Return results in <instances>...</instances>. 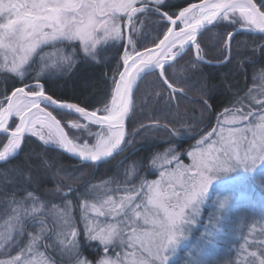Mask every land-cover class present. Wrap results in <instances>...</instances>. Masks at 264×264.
<instances>
[{
	"label": "snow or ice",
	"instance_id": "snow-or-ice-1",
	"mask_svg": "<svg viewBox=\"0 0 264 264\" xmlns=\"http://www.w3.org/2000/svg\"><path fill=\"white\" fill-rule=\"evenodd\" d=\"M170 8L177 10H165ZM148 15L159 17L157 31L162 38L153 39L152 46L141 40L138 47L141 27L136 21ZM237 27L264 36V0H201L183 7L169 0H0V74L20 85L0 93V137L6 141L0 163L18 155L26 136L75 157L85 167L109 163L130 143L127 122L134 112L133 94L143 79L155 74L166 93L160 99L173 106L178 96L186 95L182 84L191 79L178 76L184 70L181 61H187L189 69L207 63L204 36L216 28L222 30L225 53L230 52ZM117 43L122 63L111 76L102 107L89 109L49 94L46 86L58 72L67 73L77 64L96 65ZM60 46H66L68 53ZM45 48L54 51L40 55ZM230 60L228 56L226 62ZM260 75L264 77V70ZM199 87L205 94L207 85L201 81ZM253 91L246 86L243 95L217 116L216 126L185 153L190 164L182 163L172 147L156 154L151 164L159 179L137 177V184L126 173L123 180L104 182L114 187L103 197L97 194L100 185L89 183L83 190L65 185V191L57 179L53 194L60 204L42 200L35 190L19 184L2 193L0 216L7 219L0 231V256L7 258L0 264H57L46 255L49 248L60 264H172L170 257L196 224L214 181L223 174L256 173L259 168V182L264 185V99ZM203 103L210 108L206 100ZM154 126L159 121L141 128ZM93 127L99 131L93 132ZM163 127L179 137L177 128ZM80 133H87V138ZM24 183L30 186L32 181ZM73 200L79 208V226ZM230 201L228 196L218 200V211H229ZM48 221L51 227L46 226ZM219 239L218 228L206 229L189 252V264H215L207 257ZM85 246L95 248L94 260L83 255ZM257 248L247 252L251 257L247 264H264V241Z\"/></svg>",
	"mask_w": 264,
	"mask_h": 264
},
{
	"label": "trees",
	"instance_id": "trees-1",
	"mask_svg": "<svg viewBox=\"0 0 264 264\" xmlns=\"http://www.w3.org/2000/svg\"><path fill=\"white\" fill-rule=\"evenodd\" d=\"M191 1L194 0H169L171 4L181 7ZM165 10L172 12L177 9L170 8ZM136 23L141 27L137 39L138 47L139 41L141 40L146 39L148 46H150L152 45L153 39L160 37V32L157 31V29L161 28L159 17L152 15L140 16ZM227 31H233V29L229 28ZM221 40L222 30L219 28L213 29L205 34L202 47L204 48L207 63H201L196 68L189 69L187 67V61H181L184 70H181L178 76L185 79L191 77V79L187 84H182L185 88L186 95L183 98L178 96L173 106H169L166 99H160V96H166V93L159 86L155 74H150L143 79L139 85V90L134 92L136 98L134 112L132 118L127 122L128 136L134 135L137 138L132 140L133 142L128 147H125V151L116 155L109 163H105L99 168L85 167L83 162L74 159L70 155L59 151H52L40 143L35 137L26 136L18 155L9 163H0V169L2 170L0 172V178L6 176L8 172V170L5 171L2 168L6 164H12L18 169L19 174L23 178L21 180L17 176H14L13 178L15 179L11 182L19 184L22 187H30L38 195L43 196L48 194L47 192L51 188H55L51 184L52 182H50V178L53 175L49 177L43 174L46 170L51 172V170L54 171L58 168H69L78 174L80 172H88V174L96 179V177L105 178L109 174H114L117 166L120 167V164L124 160H137L141 164V168H144L147 158L151 153L154 150L163 148L165 145L160 140H168L165 136H172L168 130L161 132L155 126L141 128V125H149L146 122H150L151 120L164 122L171 125V128H177L180 133L179 138L172 136V139H175V142L181 139L184 145L190 144L203 130L212 124L214 117L217 116V113L221 109L234 102L231 98L236 99L238 95H243L252 72L256 71V68H264V50H262L264 49V36L261 34L247 30L237 31L231 41V50L228 53H225ZM60 47L64 49V52L68 53L66 46ZM46 49L53 50L52 48ZM122 53L120 45L117 43L116 47L109 48L106 51L103 61L96 65L77 64L74 69L67 73L61 75L58 72L56 77L46 86L48 92L58 98H70L89 109L102 107L111 88V76L119 70L122 63ZM223 56L227 58L221 61ZM228 56L231 57V60L226 62ZM34 59H38V57H34ZM33 68L36 70L37 66L34 65ZM201 81L207 85L205 94H202L199 87ZM14 85L19 86L10 76L0 74V93L5 91L10 92ZM157 93H159V96ZM196 94L198 96L194 97ZM205 100L210 105V108L205 107L203 103ZM182 102L185 104V110L187 111L181 107ZM180 109L184 111L180 112ZM72 119H75V117H72ZM203 123L208 124L202 130L198 131V128ZM91 130L93 132L99 131L95 127ZM141 130L144 131L142 135H137L141 133ZM146 131L151 135H146ZM156 136H160V138L158 139ZM3 140V137H0V144H2ZM45 164L51 167L46 169ZM28 178L32 181L30 186L24 183V180ZM249 181L250 192L255 197L260 196L264 201V185L260 184L259 178L258 181L256 179H250ZM5 182L3 181L1 183L5 184ZM15 187L17 185L12 188ZM2 192L0 191V201L5 199ZM260 204L262 210L264 203L260 202ZM250 209L251 205L248 204L243 206L236 205L228 214L220 219L219 224L216 223V220L211 223L210 220H213V217L206 219V214H203L204 217H201V222L208 223L214 228L221 225V227L223 226L222 229H227L238 220V216H242L243 222L237 232L243 233L248 224L247 222H249L248 218L252 215L250 214ZM257 213L259 214L260 211ZM253 217L257 218L258 216ZM227 247H231V249L229 248L230 251L223 253L219 250L216 256H219V259L223 258L226 260L227 264H236V254L234 255L235 245H227ZM85 249L88 250L86 246ZM180 258L181 255L178 254L173 259L172 264H184L183 259Z\"/></svg>",
	"mask_w": 264,
	"mask_h": 264
},
{
	"label": "rangeland",
	"instance_id": "rangeland-1",
	"mask_svg": "<svg viewBox=\"0 0 264 264\" xmlns=\"http://www.w3.org/2000/svg\"><path fill=\"white\" fill-rule=\"evenodd\" d=\"M151 46V45H150ZM53 50H49V49H44V51L42 53H40V55H45L46 53H50L53 52ZM65 54H67L66 52H64ZM204 54V52H203ZM227 57L223 56L221 61H224ZM220 61V62H221ZM257 69V70H256ZM256 71H253L251 76H250V80L247 83V87L253 89V95L260 98V99H264V96L260 95L261 92H264V77H262L260 75L261 70H264V68H256ZM198 95L196 94L194 97H197ZM193 100V99H192ZM231 100H235L234 98H231ZM233 103L229 104L228 106L224 107L223 109H221L218 113L217 116L222 113L224 111L225 108H228L232 105ZM184 110L186 109L185 104L182 102V106H181ZM182 109H180L179 111H184ZM187 111V110H185ZM187 113V112H186ZM217 116L214 117L212 124L205 130H203L200 135L197 136V138L195 140H193L190 144L184 145L180 140H176L172 139V136H165L166 139L168 140H160L162 143H165V145L163 146V148L154 150L151 155L147 158V162H146V166H144V168H141V164H139L137 162V160H133L131 159L130 161H125L122 162L120 164V167L117 166V169L115 171L114 174H109V176H105V178H97L96 179L91 176L90 174H88V172H80L79 174L71 171L69 168H58L55 169L54 171L51 170V172H49L48 170H46V172H43L44 175L47 176H52L50 178V182H52L51 184L53 185V187H57L55 181L57 179L62 180L63 183L60 185V187L64 188V190L66 191L67 188L65 187V185H71L72 188L77 189V190H83L84 186L86 184H93V185H100V187L97 189V194L101 197L104 196V194L108 191V189L110 187H114V185H104L105 181H110L113 179H117V180H123L125 178V174L128 173V179L132 180L134 183H139V180H146V181H152V180H156L159 179V175H158V169L154 168L151 164V160L155 157L156 154H163L165 153L170 147L175 148V150L177 151V153L180 155V159L182 161V163H184L185 165L190 164L191 163V159L190 157L186 156L185 153L188 151H192L193 148L196 146L197 141L201 138V136L203 134H206L208 131H210L213 127L216 126L217 124ZM152 121V120H151ZM150 122H146L147 124H150ZM168 122V121H167ZM167 123L164 122H159V126H155L158 129H160L161 132H165L167 131L163 125H165ZM208 123H203L200 125V127L198 128V131L202 130L204 128V126H206ZM169 125V124H167ZM169 128H171V125H169ZM144 131L141 130L140 134L137 135H142ZM159 132V131H158ZM196 132V131H195ZM146 135H151L149 132L146 131L145 133ZM190 134V133H188ZM83 138H87V133H81ZM169 135V134H168ZM158 137V136H156ZM162 137V136H161ZM164 137V136H163ZM137 138V136L134 135H130L128 136V140L131 142H133L132 140H135ZM160 138V136L158 137V139ZM179 138V137H178ZM181 138V137H180ZM37 139V138H36ZM38 140V139H37ZM39 141V140H38ZM6 141L3 140L2 144L5 143ZM92 141L89 139V143H91ZM42 143V142H40ZM129 143V144H130ZM2 144H0V149H2ZM128 144V145H129ZM127 145V147H128ZM182 146V148H180ZM125 151V150H124ZM125 153V152H124ZM134 166L135 171L132 172L130 171L131 168ZM5 171L8 170L7 175L5 173L6 176H3L0 178V191H8L9 189H13L12 187H14L15 183H12L11 181L14 180L15 178H13L14 176H17V178L21 179L23 178L21 174H19L18 169H16V167H14V165L12 164H6L4 168ZM2 170L0 169V172ZM261 172V169H257L256 173H245L243 170H237L236 172H232V173H228V174H223L221 175L216 181H214L212 187L209 190L208 193V200L206 201V203L202 206L200 215L197 218V222L195 225H193L186 233H185V240L182 243L181 249H178L177 252L170 257L171 261H173V259L180 254L181 258L183 259L184 264H189V252L192 251L194 249V246L196 245L197 241H199L202 237V235L205 233L206 229L211 230L212 228H214L212 225L210 226V224L208 223H204L201 222V217H204L203 214H206V219H210L211 217H213V220H210L211 223L213 221L216 220V223L219 224L220 223V219H222V217H224L226 214H228L230 212V210L232 208H234L236 205H251V209H250V214L251 217L248 218L249 222H247V226L246 229L243 233H238L237 231H239V227L241 225V223L243 222V217L242 216H238V220L233 224L230 225L227 229H222L223 226L221 227V225L217 226V228L221 231L222 233V239H219L216 244L213 246L212 250L210 251L207 259L212 262L214 261L215 264H227L226 260L219 259V256H216L219 252L217 251H221L223 253H227V251H230L231 247H227V245H235V258H236V264H247V261L251 259V257L247 256V252H251V251H257V245H259V243L261 241H264V215H262L264 213V207H262L261 210V204L260 202L264 201L261 199L260 196L255 197L253 196V194L250 192L249 189V183L250 182V178L252 175H255L257 177L256 181H258V177L259 174ZM42 173V172H41ZM56 173H59V176L56 175ZM139 177V180H137L136 178ZM245 178H248L247 180ZM22 180V179H21ZM6 181L5 184H2L1 182ZM248 183V184H246ZM55 188H51L46 194L41 196L42 200H48V201H52L56 204H60L61 201L59 199V197L57 195H54V189ZM2 192V193H3ZM225 196L231 197V201H230V210L227 211L226 213H220L218 211V200H222ZM3 201V200H1ZM77 202L75 200H73V206H74V216L76 218V223L79 226L81 221L79 218V208L76 206ZM260 213L258 214L257 212ZM95 215V214H93ZM253 216H258L257 218L253 217ZM7 219L6 216H0V231L4 230V222ZM101 220H103V218H100ZM47 227H51V221L47 222ZM28 231H33V229L31 227L28 228ZM231 240V241H229ZM245 241H247V245H245ZM81 244H83V240L81 239ZM87 247V246H86ZM88 250H86L84 248L83 250V255L86 256L88 259L90 260H94L95 259V255H96V251L94 247H87ZM246 248V250H245ZM46 255H51L53 257V259H55L57 261V264H60V258L59 256L53 251V248H49L48 252H46ZM109 255H111V253H109ZM3 258H7V257H3L0 256V259ZM180 258V259H181Z\"/></svg>",
	"mask_w": 264,
	"mask_h": 264
},
{
	"label": "water",
	"instance_id": "water-1",
	"mask_svg": "<svg viewBox=\"0 0 264 264\" xmlns=\"http://www.w3.org/2000/svg\"><path fill=\"white\" fill-rule=\"evenodd\" d=\"M201 2V0H194V1H191V2H189L188 4H190V3H200ZM188 4H186V5H183V6H187ZM237 30H240V28H238ZM255 33H257V32H255ZM259 34V33H258ZM49 94H51V93H49ZM55 96V95H54ZM57 97V96H56ZM58 98V97H57ZM135 96H134V94H133V100H134V105H135ZM72 157V156H71ZM74 159H76L75 157H73Z\"/></svg>",
	"mask_w": 264,
	"mask_h": 264
}]
</instances>
